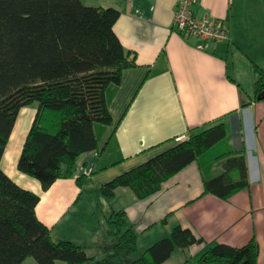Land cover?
I'll return each instance as SVG.
<instances>
[{
	"label": "crops",
	"instance_id": "1",
	"mask_svg": "<svg viewBox=\"0 0 264 264\" xmlns=\"http://www.w3.org/2000/svg\"><path fill=\"white\" fill-rule=\"evenodd\" d=\"M82 1L119 10L115 32L125 49L137 56L139 67L123 71L119 87L110 89L113 123L98 129L99 146L81 155L74 177L59 179L44 191L40 181L17 167L38 111L35 104L25 107L2 169L21 187L40 194L37 216L51 228L55 241H71L90 256L103 258L106 216L115 210L124 211L134 225L141 252L181 226L207 243L242 247L255 239L258 264H264V99L256 97L255 85L264 68V0H201L194 14L210 16L230 32L228 42L208 43L205 50L199 48V40L174 30L177 0ZM218 122L227 127L224 147L244 152L248 189L228 200L204 194L203 174L194 162L146 200L127 187L117 189L112 199L98 192L188 138L191 129ZM226 161L206 169V175L223 173ZM115 162L121 163L90 176L84 188L77 184V178ZM204 248L201 243L180 249L163 264H199L197 256ZM23 264L36 261L29 258Z\"/></svg>",
	"mask_w": 264,
	"mask_h": 264
},
{
	"label": "trees",
	"instance_id": "2",
	"mask_svg": "<svg viewBox=\"0 0 264 264\" xmlns=\"http://www.w3.org/2000/svg\"><path fill=\"white\" fill-rule=\"evenodd\" d=\"M120 16L116 8L87 6L82 0H0V264H23L29 258L36 264H163L177 249L201 243L199 264H258L255 239L242 247L207 243L181 226L141 252L134 225L124 211L115 210L106 216L103 258L90 256L71 241H55L37 216L40 194L21 187L2 169L19 114L34 104L38 111L17 167L40 181L44 191L74 177L81 155L98 148V129L113 123L110 89L119 87L123 71L139 67L136 54L115 32ZM258 72L256 97L264 94V68ZM189 134L98 192L112 199L117 189L127 187L146 200L194 162L203 174L204 194L228 200L250 187L244 152L216 151L227 140L224 122ZM223 159L224 172L207 176L206 169ZM119 163L97 167L77 184L84 188L90 176Z\"/></svg>",
	"mask_w": 264,
	"mask_h": 264
},
{
	"label": "built area",
	"instance_id": "3",
	"mask_svg": "<svg viewBox=\"0 0 264 264\" xmlns=\"http://www.w3.org/2000/svg\"><path fill=\"white\" fill-rule=\"evenodd\" d=\"M201 0H177L173 28L184 38L199 40L201 50L206 49L208 43L228 42L230 32L216 24L210 16L198 17L193 8Z\"/></svg>",
	"mask_w": 264,
	"mask_h": 264
},
{
	"label": "rangeland",
	"instance_id": "4",
	"mask_svg": "<svg viewBox=\"0 0 264 264\" xmlns=\"http://www.w3.org/2000/svg\"><path fill=\"white\" fill-rule=\"evenodd\" d=\"M84 4H85V3H84ZM85 5H87V4H85ZM87 6H89V5H87ZM251 84H252V79L249 78V79L246 80V82H245V87L248 89L249 85H251ZM246 88H245V90L248 91ZM250 89H251V87H250ZM224 150H225V147H224L223 144L220 145V146H218V148L216 149V151H218L217 153L222 152V151H224ZM215 154H216V153H215ZM179 250H180V249H177L176 252H179ZM175 256H180V255H175ZM192 264H193V263H192Z\"/></svg>",
	"mask_w": 264,
	"mask_h": 264
},
{
	"label": "water",
	"instance_id": "5",
	"mask_svg": "<svg viewBox=\"0 0 264 264\" xmlns=\"http://www.w3.org/2000/svg\"><path fill=\"white\" fill-rule=\"evenodd\" d=\"M257 98H258V100H262V99H264V94H260V95H258Z\"/></svg>",
	"mask_w": 264,
	"mask_h": 264
}]
</instances>
